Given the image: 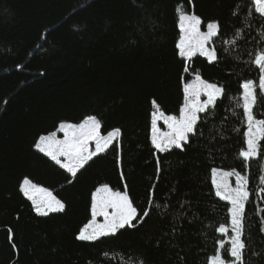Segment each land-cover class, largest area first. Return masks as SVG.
Listing matches in <instances>:
<instances>
[{
  "label": "trees",
  "instance_id": "trees-1",
  "mask_svg": "<svg viewBox=\"0 0 264 264\" xmlns=\"http://www.w3.org/2000/svg\"><path fill=\"white\" fill-rule=\"evenodd\" d=\"M86 1L0 0V264H209L224 238L217 228L229 221L213 167L249 177L244 259L264 264V158L246 165L239 156L247 127L232 99L244 80L259 79L251 59L264 48V17L248 14L252 0H157L158 9L152 0L147 11L134 7L132 20L130 0ZM92 9L97 19L86 20ZM181 10L203 25L219 22L218 62L179 56ZM241 28L237 44L222 43ZM197 73L223 85L226 96L201 114L183 149L161 152L151 142L152 101L179 115L184 84ZM258 100L254 113L264 119V97ZM89 115L104 134L120 128L121 135L73 177L35 144L61 122ZM25 177L51 190L64 211L37 213L20 191ZM101 184L127 190L141 216L149 215L114 236L80 241Z\"/></svg>",
  "mask_w": 264,
  "mask_h": 264
},
{
  "label": "snow or ice",
  "instance_id": "snow-or-ice-1",
  "mask_svg": "<svg viewBox=\"0 0 264 264\" xmlns=\"http://www.w3.org/2000/svg\"><path fill=\"white\" fill-rule=\"evenodd\" d=\"M252 5L248 14L252 15L255 12L264 17V0H252ZM179 21L182 33L177 43L179 56L191 59L199 54L206 57L209 62H218L219 57L212 41L214 37L220 35L219 22H208L206 31H201V18L182 10ZM242 32L243 28L238 29L232 39L222 43L230 46L237 44L236 36ZM228 50V48L224 49L225 52ZM251 63L259 70L258 81L244 80L241 84L240 97L232 98L237 100L238 107L243 108L246 120L247 131L244 134L246 147L239 153L246 165L257 157L264 158V144L261 143L264 141V119L257 118L254 113V108L259 103L258 95L264 97V48L254 53ZM183 90L184 102L179 115L165 113L155 100L152 101L154 111L151 113V142L161 152H167L173 147L183 149L184 144L189 142V137L197 133L198 123L202 119L201 114L214 111L217 102L222 101L226 96L223 85L211 83L203 79L199 73L184 84ZM202 97L206 98L202 99ZM158 121L164 122L167 126L166 131L158 127ZM101 127V121L92 115L85 117L80 123L61 122L58 131L63 133L62 139L56 132H51L41 135L35 147L74 177L93 157L113 146V142L121 135L120 128H114L107 135H102ZM93 142L95 150L90 147ZM211 171L216 196L227 201L230 207L228 208L229 223L220 224L217 228V231L228 236V239L218 241L219 250L209 258V264H246L244 252L247 245L243 237L246 205L252 195L248 187L249 177L236 169L213 168ZM260 180L264 185V175ZM20 191L32 201L35 211L41 215L62 212L65 209L64 202L51 190L34 183L27 177L23 179ZM258 191L261 193V199L264 200V186ZM261 211L264 212V209ZM149 212L150 209L145 210L141 216L127 190H113L108 184H101L92 196V218L80 229L76 238L80 241L95 242L103 237L114 236L126 227L135 228L134 221L142 222L143 217H147ZM98 217L103 218L102 222L98 221ZM226 245L230 260L225 259ZM104 255L107 257L109 253L105 252ZM139 264H143V261H139Z\"/></svg>",
  "mask_w": 264,
  "mask_h": 264
},
{
  "label": "rangeland",
  "instance_id": "rangeland-1",
  "mask_svg": "<svg viewBox=\"0 0 264 264\" xmlns=\"http://www.w3.org/2000/svg\"><path fill=\"white\" fill-rule=\"evenodd\" d=\"M90 1H92V0H87L86 2H85V4H90ZM157 1V0H156ZM151 2H153L152 0H149V2H147V1H145V0H130L129 2H127V8H128V15H129V19L130 20H132V18H134V14L136 13L135 11H133V8L135 7V8H138V6H142V8L144 9V10H146L145 9V7H146V5H149ZM163 2H165V1H163ZM161 4H163L162 2H158L157 1V4H156V8L158 9L159 8V6L161 5ZM144 6V7H143ZM147 8V7H146ZM149 9V8H148ZM132 11V12H131ZM147 11V10H146ZM153 11V10H152ZM68 13V12H67ZM181 14V13H180ZM68 15H70V16H72L71 15V13H69ZM73 17V16H72ZM201 18V17H200ZM86 20H96L97 19V15H96V13L94 12V9H92V10H89L88 12H87V15H86V18H85ZM74 20V19H73ZM202 20V19H201ZM212 21H215V20H212ZM209 22H211V21H209ZM208 23V22H207ZM207 23H205V25H203V20H202V24H201V31H206V25H207ZM179 24H180V21H179ZM180 27V26H179ZM181 29H180V36H181ZM180 36H179V38H180ZM192 79H194V77H192V78H190V79H188L187 80V82H189V81H191ZM186 82V83H187ZM204 98H206V97H202V99H204ZM153 111H154V108H153ZM168 114V113H167ZM90 116V115H89ZM92 116H96V115H92ZM87 117V116H86ZM97 117V116H96ZM98 118V117H97ZM63 122H69V121H63ZM81 122V121H80ZM80 122H70V123H80ZM245 123H246V120H245ZM163 124H164V122L163 121H158V127H160L162 130H164V131H166L167 130V126L164 124V126H163ZM60 125V124H59ZM246 127H247V125H246ZM58 128H59V126H58ZM58 128L55 130V131H53V132H56L57 133V136L59 137V138H63V133L62 132H59L58 131ZM151 130H152V128H151ZM246 131H247V128H246ZM51 133V132H50ZM49 134V133H48ZM101 134L102 135H107V134H104L103 132H102V130H101ZM45 135H47V134H45ZM39 140V139H38ZM38 142V141H37ZM90 147L92 148V150H95V145H94V142H93V144L92 145H90ZM36 148V147H35ZM37 149V148H36ZM37 150H39V149H37ZM40 151V150H39ZM44 153V152H43ZM213 168H220V167H213ZM212 168V169H213ZM221 169H224V168H221ZM224 170H231V169H224ZM237 170V169H236ZM237 171H239V170H237ZM241 172V171H240ZM242 173V172H241ZM244 174V173H243ZM233 179V181L235 180V178L233 177L232 178ZM23 182V181H22ZM211 182H212V171H211ZM35 183V182H34ZM39 185V184H38ZM212 185H213V183H212ZM40 186H42V185H40ZM100 186V185H99ZM98 186V187H99ZM42 187H44V186H42ZM213 187H214V191H215V186L213 185ZM46 188V187H45ZM113 189V188H112ZM113 190H119V189H113ZM119 191H123V190H119ZM95 192V191H94ZM227 202V201H226ZM228 203V202H227ZM229 204V203H228ZM229 207H230V205H229ZM92 218V217H91ZM91 218H90V220H91ZM98 219V221H101L102 222V217H98L97 218ZM89 222V221H88ZM87 222V223H88ZM86 223V224H87ZM229 223V221L227 222V223H223V224H228ZM219 227V226H218ZM224 235V234H223ZM231 235V233L229 232V236ZM223 239H225V240H227L228 239V236H225L224 235V238ZM219 244H218V247H217V250H216V252L219 250ZM228 248V247H227ZM215 252V253H216ZM214 253V254H215ZM226 253H227V249H226ZM214 254H212V255H214ZM211 255V256H212ZM210 256V257H211ZM225 259H231L228 255L227 256H225Z\"/></svg>",
  "mask_w": 264,
  "mask_h": 264
},
{
  "label": "crops",
  "instance_id": "crops-1",
  "mask_svg": "<svg viewBox=\"0 0 264 264\" xmlns=\"http://www.w3.org/2000/svg\"><path fill=\"white\" fill-rule=\"evenodd\" d=\"M163 126H164V124H163Z\"/></svg>",
  "mask_w": 264,
  "mask_h": 264
}]
</instances>
